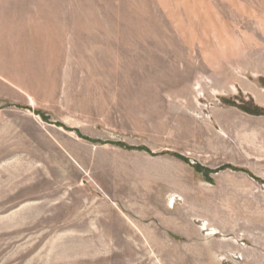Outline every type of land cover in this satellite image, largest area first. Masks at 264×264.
<instances>
[{
    "label": "rangeland",
    "instance_id": "rangeland-1",
    "mask_svg": "<svg viewBox=\"0 0 264 264\" xmlns=\"http://www.w3.org/2000/svg\"><path fill=\"white\" fill-rule=\"evenodd\" d=\"M0 264H264V0H0Z\"/></svg>",
    "mask_w": 264,
    "mask_h": 264
},
{
    "label": "trees",
    "instance_id": "trees-1",
    "mask_svg": "<svg viewBox=\"0 0 264 264\" xmlns=\"http://www.w3.org/2000/svg\"><path fill=\"white\" fill-rule=\"evenodd\" d=\"M257 113H259V112H257ZM261 113V112H260Z\"/></svg>",
    "mask_w": 264,
    "mask_h": 264
}]
</instances>
